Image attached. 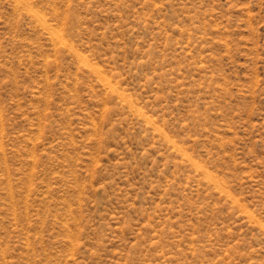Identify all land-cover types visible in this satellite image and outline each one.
Masks as SVG:
<instances>
[{"label":"rangeland","instance_id":"rangeland-1","mask_svg":"<svg viewBox=\"0 0 264 264\" xmlns=\"http://www.w3.org/2000/svg\"><path fill=\"white\" fill-rule=\"evenodd\" d=\"M0 264H264V0H0Z\"/></svg>","mask_w":264,"mask_h":264}]
</instances>
